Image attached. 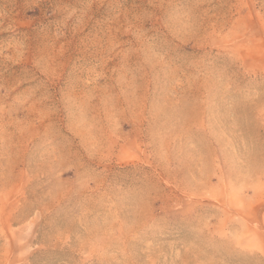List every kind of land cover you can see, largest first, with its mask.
Returning <instances> with one entry per match:
<instances>
[{
    "label": "rangeland",
    "instance_id": "1",
    "mask_svg": "<svg viewBox=\"0 0 264 264\" xmlns=\"http://www.w3.org/2000/svg\"><path fill=\"white\" fill-rule=\"evenodd\" d=\"M0 264H264V0H0Z\"/></svg>",
    "mask_w": 264,
    "mask_h": 264
}]
</instances>
